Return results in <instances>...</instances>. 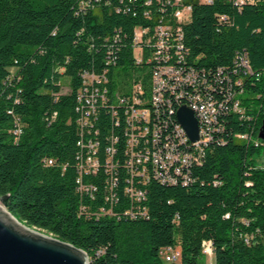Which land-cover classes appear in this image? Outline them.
Returning <instances> with one entry per match:
<instances>
[{
    "label": "trees",
    "instance_id": "1",
    "mask_svg": "<svg viewBox=\"0 0 264 264\" xmlns=\"http://www.w3.org/2000/svg\"><path fill=\"white\" fill-rule=\"evenodd\" d=\"M176 3L0 0V200L29 228L83 250L90 264H163L161 251L168 248L179 250L180 264H207L205 243L212 244L215 264H264V0ZM183 6L191 7L190 17L178 23L174 14ZM168 25L181 28L184 60L178 67L192 68L199 77L196 92L222 103L224 113L201 163L191 168L190 183L152 180L144 187L146 201L136 204L147 215L131 218L125 215L133 203L122 167L119 99L130 100L137 84L148 93L159 65L148 61L149 50L137 62L135 31ZM85 73L105 75L108 82L97 84L101 93L107 90V102L98 103L83 135L78 121ZM237 100L242 113L233 110ZM174 123L168 122L169 134ZM111 136L119 137L113 164L121 166L114 203L107 168ZM88 141L100 143L101 167L81 176L87 150L79 143ZM80 177L94 190L81 192ZM103 208L114 215L99 216Z\"/></svg>",
    "mask_w": 264,
    "mask_h": 264
},
{
    "label": "built area",
    "instance_id": "2",
    "mask_svg": "<svg viewBox=\"0 0 264 264\" xmlns=\"http://www.w3.org/2000/svg\"><path fill=\"white\" fill-rule=\"evenodd\" d=\"M176 1L182 4V0ZM203 1L212 3V0ZM243 1L239 0V2ZM190 13L191 7L183 6L174 15L178 23H183L189 19ZM145 16L149 17V14ZM181 39V28L175 29L171 25L157 26L153 32L149 29L135 31L132 50L134 55L135 52L140 53L138 58L135 56L137 62L141 63L149 50L148 61L157 62L159 65L152 73L148 93L142 84H137L130 100L119 99V104L124 106V136L126 137V158L122 167L126 170L125 177L128 183L126 194L133 203L132 208L126 211L125 215L131 218L147 215V208L136 207V204L146 201L147 191L144 187L152 180L167 185L178 183L188 185L191 180L192 166L201 163V155L213 140L215 133L220 131V120L224 113L223 104L212 96L196 92L199 89V77L192 68L178 67L184 60ZM174 60L177 61L175 64L172 62ZM243 66L248 69L246 60H243ZM83 78L85 85L89 88L81 90L79 94L81 118L78 122L84 135L85 129L92 124L93 116L97 114L98 103L105 105L107 102V90L104 89L101 93L97 84L107 83L108 80L105 75L97 76L88 73H85ZM202 83L206 84L207 81ZM191 89H193L192 93ZM175 105L180 108L176 109ZM183 107L193 111L198 121L199 140L197 142H192L186 133H182L177 114ZM233 110L235 113H242L238 100L234 101ZM114 116L116 126H120V117L117 113ZM173 118L175 123L169 134L165 129L169 128L168 122H171ZM118 142L119 137L111 136V146L107 148V153L110 155L107 168L113 174L110 181L112 192L109 201L111 203L116 200L114 191L118 179L115 176L116 170L121 167L120 162L113 164V156L117 152L115 146ZM79 146L87 150L86 159L79 166L81 176L96 175L101 167L97 158L100 143L80 142ZM260 165L264 167V161ZM77 183L81 192L94 190L92 186L84 185L81 177ZM107 214L114 215L112 211L104 208L98 215ZM203 252L206 256L212 255V244L205 243ZM161 257L169 264H176L180 261L181 254L173 248H168L161 251Z\"/></svg>",
    "mask_w": 264,
    "mask_h": 264
},
{
    "label": "water",
    "instance_id": "3",
    "mask_svg": "<svg viewBox=\"0 0 264 264\" xmlns=\"http://www.w3.org/2000/svg\"><path fill=\"white\" fill-rule=\"evenodd\" d=\"M177 119L189 139L197 142L199 126L193 111L183 107ZM260 137L264 140V123ZM1 204L0 264H90L83 250L29 228L9 213L5 200Z\"/></svg>",
    "mask_w": 264,
    "mask_h": 264
},
{
    "label": "rangeland",
    "instance_id": "4",
    "mask_svg": "<svg viewBox=\"0 0 264 264\" xmlns=\"http://www.w3.org/2000/svg\"><path fill=\"white\" fill-rule=\"evenodd\" d=\"M139 55H140L139 52H135V56L137 58L139 57ZM121 80H123V76L121 77ZM69 90H70L69 78L64 77V79L62 81V93L66 94L69 92ZM263 159H264V157H263ZM263 159L261 158V160L259 162L261 163L262 161H264ZM0 205H2L1 201H0ZM162 261H163V264H169V263L165 262V259L163 257H162ZM206 262H207V264H215L213 254L206 257ZM176 264H180V261H178Z\"/></svg>",
    "mask_w": 264,
    "mask_h": 264
},
{
    "label": "bare ground",
    "instance_id": "5",
    "mask_svg": "<svg viewBox=\"0 0 264 264\" xmlns=\"http://www.w3.org/2000/svg\"><path fill=\"white\" fill-rule=\"evenodd\" d=\"M182 133H186L185 130L183 129V127H182Z\"/></svg>",
    "mask_w": 264,
    "mask_h": 264
}]
</instances>
